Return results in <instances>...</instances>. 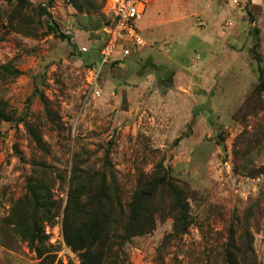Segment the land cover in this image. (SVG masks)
I'll return each mask as SVG.
<instances>
[{
  "label": "rangeland",
  "instance_id": "374dc122",
  "mask_svg": "<svg viewBox=\"0 0 264 264\" xmlns=\"http://www.w3.org/2000/svg\"><path fill=\"white\" fill-rule=\"evenodd\" d=\"M211 1L209 20L227 4L218 28L176 25L173 5L153 37L138 22L147 45L102 70L98 96L86 71L115 0H0V264H81L75 174L104 170L128 196L155 166L188 189L187 219L165 209L119 264H223L226 244L264 264V0Z\"/></svg>",
  "mask_w": 264,
  "mask_h": 264
},
{
  "label": "trees",
  "instance_id": "16d2710c",
  "mask_svg": "<svg viewBox=\"0 0 264 264\" xmlns=\"http://www.w3.org/2000/svg\"><path fill=\"white\" fill-rule=\"evenodd\" d=\"M247 3L251 4L252 0ZM40 13L48 15L49 27L58 38L70 42L60 33L45 7H40ZM113 64L116 62L108 66ZM263 85L261 81V87ZM74 179L65 219L69 232L66 242L73 251L79 252L81 264H119L125 256L126 244L135 237L151 233L155 229V217L162 215L165 209H169L176 220L185 222L187 219L188 189L179 188L175 179L160 166H155L150 174L137 176L128 196L116 178L108 179L104 170L80 168ZM163 195L168 205L159 201ZM35 239L41 242L44 238L37 232ZM33 245L42 259V251L38 245ZM221 248L224 249L223 264H247L245 258L239 260L241 256L234 254L241 253L237 247L233 246L232 251L229 244ZM250 263L258 264L255 259Z\"/></svg>",
  "mask_w": 264,
  "mask_h": 264
},
{
  "label": "built area",
  "instance_id": "2783aa9c",
  "mask_svg": "<svg viewBox=\"0 0 264 264\" xmlns=\"http://www.w3.org/2000/svg\"><path fill=\"white\" fill-rule=\"evenodd\" d=\"M151 2L152 0H115L108 22L98 34L101 42L99 63L88 67L86 71L87 85L94 89L98 96L100 92L97 86L102 70L111 63L130 56L134 49L147 45V40L138 28V22L144 18ZM117 54L120 55L116 56Z\"/></svg>",
  "mask_w": 264,
  "mask_h": 264
},
{
  "label": "crops",
  "instance_id": "0c3cea01",
  "mask_svg": "<svg viewBox=\"0 0 264 264\" xmlns=\"http://www.w3.org/2000/svg\"><path fill=\"white\" fill-rule=\"evenodd\" d=\"M201 1H205V0H152L150 5L146 9L144 18L140 21V24L145 25V27H146L145 30L148 32V35H150V37H153L155 35L154 31L156 29H161V28L163 29V26H168V22L163 25L162 21L164 19L160 21V20H158L159 19L158 17H154V14H157L158 10H162V9L167 10L170 5L171 6L173 5V6L178 7V9L174 8L175 15L179 19L178 22L176 23V25L181 26L182 23H185V22H188V24H186V25H189L192 14L196 13V14L202 16V18L207 20L208 22L211 21L210 24H211L212 28H218L219 23L222 21L221 18H224L223 13H221V12L226 13V11L223 10V9H225L226 3H224V5H221V6H223L222 8L214 9L215 16L212 20H209L205 17L203 10L199 7ZM215 1H221V0H215ZM206 2H212V1L206 0ZM234 2L236 4L238 3L237 1H234ZM245 2H247V0L243 1V3H245ZM229 3L230 2H228V4ZM210 5H212V4L209 3L204 8L209 9ZM230 6H231V3H230ZM230 9H232V8H230ZM148 10H149V14L147 12ZM110 15H109V17H110ZM225 17H227V15H225ZM160 25H162V26L159 27ZM139 30H140V28H139ZM140 32L142 34L141 30H140ZM157 34L160 35V31Z\"/></svg>",
  "mask_w": 264,
  "mask_h": 264
}]
</instances>
